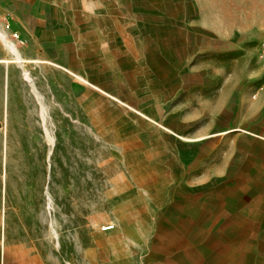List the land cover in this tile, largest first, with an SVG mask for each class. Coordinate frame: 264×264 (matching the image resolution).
<instances>
[{
    "label": "rangeland",
    "instance_id": "1",
    "mask_svg": "<svg viewBox=\"0 0 264 264\" xmlns=\"http://www.w3.org/2000/svg\"><path fill=\"white\" fill-rule=\"evenodd\" d=\"M37 1L42 12H60L57 28L24 23L0 0V29L28 57L60 59L56 47L65 46V63L97 86L81 84L78 103L76 76L66 70L0 63V215L6 200L11 232L0 264L23 255L36 257L30 264H170L174 256L176 264H206L208 244L212 264H224L220 221L212 236L206 216L189 209L201 214L205 200H224L215 132L237 123L243 92L251 103L264 90L263 0ZM80 10L84 28L74 27ZM25 68L51 91L52 140L24 122L27 111L41 118L40 107L25 105ZM8 70L16 115L7 132ZM78 192L95 200L87 214L67 206ZM2 230L0 218V249ZM255 262L264 264V254Z\"/></svg>",
    "mask_w": 264,
    "mask_h": 264
},
{
    "label": "crops",
    "instance_id": "2",
    "mask_svg": "<svg viewBox=\"0 0 264 264\" xmlns=\"http://www.w3.org/2000/svg\"><path fill=\"white\" fill-rule=\"evenodd\" d=\"M4 3L18 12L21 21L30 25L42 21L47 28L53 29L62 22L58 10L50 8L42 12L37 0H5ZM85 14L83 10L77 12L78 21L74 27L87 26ZM65 27H71L69 21ZM238 109L237 123H229L223 131L215 132L222 135V147L214 150V156L219 157L220 185L227 192L226 196L224 200H205L204 213L200 214L196 208L189 210L191 215L206 216L208 233L212 236L213 221H220L218 235L221 240L218 245L226 256L224 264L236 262L228 260L227 254L231 252L240 255L239 261L242 260L243 264H258L254 263L255 257H259L261 262L264 254V90L251 103L246 101V93L243 92ZM209 144L213 145V142ZM210 247L208 244L203 247L205 250H201L206 264H212ZM170 264H176V256Z\"/></svg>",
    "mask_w": 264,
    "mask_h": 264
},
{
    "label": "bare ground",
    "instance_id": "3",
    "mask_svg": "<svg viewBox=\"0 0 264 264\" xmlns=\"http://www.w3.org/2000/svg\"><path fill=\"white\" fill-rule=\"evenodd\" d=\"M264 2V0H263ZM0 34L4 38V44L5 49L10 50L13 55L10 56H0V63H5L6 67H9L11 63L21 64L25 65L26 62H33L37 63L40 62L41 64L45 63H51L55 66H58L64 70H66L68 73L75 75L74 78L75 83L73 84V88L75 89L74 93L76 94V101L78 103H81L83 100L79 96V91L81 90V84L83 85H93L97 86L94 82L90 81L88 78L84 77L83 75L79 74L78 72L74 71L66 60V53H65V46L57 45L56 49L59 52L60 59H52L50 57H47L42 54H38V56L28 57L31 55H24L15 45L12 41L9 40V37L6 34V30L0 29ZM62 46V47H61ZM0 49L3 51L2 47ZM15 76L11 74V72L8 70L6 74V82H5V95H4V115H3V125L6 126L7 132L9 131V124L15 119L16 115V107L14 104V90H15ZM47 77V76H46ZM23 78L25 79L22 81L21 89L22 92H24V95H26L25 98H27L26 102L31 107L37 108L40 107V115L41 118L37 119L33 115L35 112L33 111H27L25 112L24 116V122L26 119H28L29 124H33V127L35 130H40L47 134L50 138V140L53 139V136L50 131V127L48 125V119H47V106H49V98L51 91L47 88H39L37 85V82L34 80L33 74L31 72V69L25 68L23 71ZM50 92V93H49ZM32 112V113H31ZM34 113V114H33ZM36 115V114H35ZM73 115V114H72ZM39 121H41V126L39 125ZM39 131V132H40ZM19 134H22V137L24 138L25 134L23 132H18ZM205 136V135H202ZM200 136V137H202ZM199 137V138H200ZM38 145V144H37ZM45 144L39 143L38 148V155L42 159L44 155V149ZM80 195V200H76L73 204H68V207H71L73 210L77 211V214L84 215L87 214L89 211L94 209L95 207V200H85L84 195L80 192H78ZM93 195V194H91ZM7 204L6 200H4L2 209H1V224L3 227L2 235H1V260L5 261L6 258L9 256L8 249L11 247V243L9 242V238L11 235V232L9 228L6 231L7 226ZM106 228V227H105ZM8 235V236H7ZM7 237H9L7 239ZM27 245V243H26ZM22 245V251L24 252L28 246ZM36 257L32 256H21L19 259V264H30L29 261L34 260Z\"/></svg>",
    "mask_w": 264,
    "mask_h": 264
},
{
    "label": "built area",
    "instance_id": "4",
    "mask_svg": "<svg viewBox=\"0 0 264 264\" xmlns=\"http://www.w3.org/2000/svg\"><path fill=\"white\" fill-rule=\"evenodd\" d=\"M19 34H16V36H18ZM22 42L24 43V44H26L27 42L25 41V40H22ZM253 98H256V94H253ZM106 228H104V229H110V228H112V227H114V225H107V226H105Z\"/></svg>",
    "mask_w": 264,
    "mask_h": 264
}]
</instances>
